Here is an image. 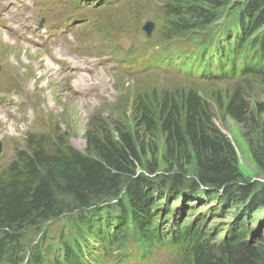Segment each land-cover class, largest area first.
<instances>
[{
    "label": "trees",
    "instance_id": "16d2710c",
    "mask_svg": "<svg viewBox=\"0 0 264 264\" xmlns=\"http://www.w3.org/2000/svg\"><path fill=\"white\" fill-rule=\"evenodd\" d=\"M164 2V44L149 62L235 80L236 87L215 96L216 113L192 89L136 97L134 120L168 170L175 167L171 175H157L156 166H143L150 176L130 168L137 139L126 128L92 127L83 151L59 133H28L25 148L0 169V264H102L132 246L142 257L154 246L185 250L189 264H264V193L239 181L234 147L214 122L219 113L243 125L254 136H248L252 157L264 168V121L241 89L264 76V0ZM188 176L194 180L185 182ZM185 184L190 189L180 191ZM170 198L180 206L194 198L215 202L206 213L219 217L232 205L218 248L204 238V219L178 223L186 211L172 210Z\"/></svg>",
    "mask_w": 264,
    "mask_h": 264
},
{
    "label": "rangeland",
    "instance_id": "374dc122",
    "mask_svg": "<svg viewBox=\"0 0 264 264\" xmlns=\"http://www.w3.org/2000/svg\"><path fill=\"white\" fill-rule=\"evenodd\" d=\"M164 5V0H0V169L18 150L25 148L28 133H59L68 144L83 151L87 145V132L92 127H101L104 130L126 128L137 139L136 160L130 166L137 174L149 175L143 166L149 169L156 166L157 175L166 172L171 175L175 167L168 170L172 168L169 162L163 160L155 145H149L150 140L142 136V128L134 120L136 97L146 95L151 98L164 91L192 89L216 113L215 96L230 93L236 87V81L207 80L187 75L171 66L149 63L148 58L159 50L153 43L163 40L166 33V21H160L167 19ZM146 20L154 22L149 38L142 30ZM23 21L30 26L29 29L18 26ZM40 21L44 29L37 27ZM10 23L23 31L24 34L16 32L20 38L30 35L43 39L44 35L51 34L42 45L27 43L9 31ZM179 46L191 49L182 40ZM47 48L50 51L56 48L66 50L62 55H69V59L76 55L93 60L107 57L97 65L99 72L94 74L96 80L103 79L100 92L92 90L83 95L84 98L73 96L69 88L74 76L69 72L67 60L61 59L62 68H59V74L66 77L52 78L54 72L45 69L42 57H47L42 53ZM48 59L53 60L52 57ZM50 63L53 69L54 66L60 67L56 62L54 65ZM254 77L245 81L241 89L245 91L250 106L259 109V116L264 121V76ZM214 115L217 127L234 147L239 181L254 186L253 192L257 195L264 193V168L258 166L248 144V136L252 135H247L245 127L228 116ZM184 174L190 175L191 172ZM184 180L192 182L194 179L188 176ZM186 189H190L187 184L179 187L180 191ZM170 199L167 204L172 210L186 211L178 223L183 225L184 222L204 219L208 223L206 227H200L202 232L206 231L204 238L208 245L218 248L215 242L223 237V230H226L223 224L232 216V205L228 206L224 217H219L206 213L212 210L215 202L194 198L180 206V200L173 205V198ZM255 220L250 226H256ZM219 223L221 226L214 230ZM251 243L258 245L260 241L252 240ZM137 249L141 251L133 246L130 253H137ZM185 256L161 248L147 262L117 255L102 264H189L190 260L187 261ZM262 257L264 259V250Z\"/></svg>",
    "mask_w": 264,
    "mask_h": 264
},
{
    "label": "bare ground",
    "instance_id": "6f19581e",
    "mask_svg": "<svg viewBox=\"0 0 264 264\" xmlns=\"http://www.w3.org/2000/svg\"><path fill=\"white\" fill-rule=\"evenodd\" d=\"M18 26H20L21 28H25L26 26H28V24L23 21L22 23L18 24ZM18 26H13V23H10L8 28L9 31H11L19 40H22L27 43L32 42L34 44L42 45V41L40 39H35L30 35H25L24 37L20 38V36L16 34V32H18V34H21L19 32ZM45 40L47 39L44 35V41ZM49 48L44 49L42 53L47 55L48 58L52 57L53 60H49L46 56H43L42 53L41 55L42 57H44L43 60L45 63V69L47 68L50 72H54L51 76L52 78L58 79L66 77L65 75L59 74V68H62V64L60 62L62 61L61 59L67 60L69 72H72V75L74 76V79L70 84L69 88V91H71L73 96L84 98L83 95H87L92 90H98L97 93L100 92V88L102 87L104 82L103 79L96 80L94 78V74L99 72L97 65L102 64V61L107 59V57H102L100 59L93 60L84 55H76L72 56L69 59V55H62V53H65L66 50L61 51L60 48H56L54 51H50ZM35 51L36 50H34V52ZM39 59L42 60L41 58ZM50 61L53 63V65L54 62L58 63L60 67L54 66V70Z\"/></svg>",
    "mask_w": 264,
    "mask_h": 264
},
{
    "label": "water",
    "instance_id": "95a60500",
    "mask_svg": "<svg viewBox=\"0 0 264 264\" xmlns=\"http://www.w3.org/2000/svg\"><path fill=\"white\" fill-rule=\"evenodd\" d=\"M152 27H153V23L151 21H146L143 25V29L146 31V35L149 36L150 35V32L152 30ZM1 149H2V145H1V142H0V153H1Z\"/></svg>",
    "mask_w": 264,
    "mask_h": 264
},
{
    "label": "clouds",
    "instance_id": "9594fccd",
    "mask_svg": "<svg viewBox=\"0 0 264 264\" xmlns=\"http://www.w3.org/2000/svg\"><path fill=\"white\" fill-rule=\"evenodd\" d=\"M184 217H185V216H184ZM224 231H225V230H223V232H224ZM223 235H224V233H223ZM218 239H219V238H218ZM187 252H188V251H183L181 254H185V255H186Z\"/></svg>",
    "mask_w": 264,
    "mask_h": 264
}]
</instances>
